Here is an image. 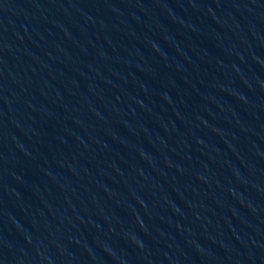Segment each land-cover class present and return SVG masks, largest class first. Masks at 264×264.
I'll return each mask as SVG.
<instances>
[{
    "label": "water",
    "instance_id": "water-1",
    "mask_svg": "<svg viewBox=\"0 0 264 264\" xmlns=\"http://www.w3.org/2000/svg\"><path fill=\"white\" fill-rule=\"evenodd\" d=\"M0 264H264V0H0Z\"/></svg>",
    "mask_w": 264,
    "mask_h": 264
}]
</instances>
